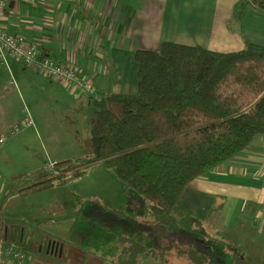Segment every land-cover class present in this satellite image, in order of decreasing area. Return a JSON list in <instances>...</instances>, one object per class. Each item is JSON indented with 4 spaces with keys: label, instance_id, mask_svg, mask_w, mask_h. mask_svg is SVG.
<instances>
[{
    "label": "crops",
    "instance_id": "crops-1",
    "mask_svg": "<svg viewBox=\"0 0 264 264\" xmlns=\"http://www.w3.org/2000/svg\"><path fill=\"white\" fill-rule=\"evenodd\" d=\"M236 1L9 0L7 8L14 16H7L6 11L2 27L9 34L23 35L37 43L44 56L77 68L91 81L97 96L107 92L134 94L137 66L133 55L137 49L154 50L163 41L201 45L221 52L242 49L245 39L264 45V13L252 7L240 28L232 18ZM18 62L21 61L7 55L4 63L0 60V66L10 71ZM37 87L40 91L34 100L37 114L32 112L31 125L11 133L23 116L20 112L13 118L6 112V116H0V136H5L0 144V264H29L21 261L26 251L9 240L14 224L21 227L23 234L30 213L46 214L49 219L62 222L67 212L62 201L63 186L23 196L18 189L25 180L37 181L48 163L88 153L83 138L89 136V123L78 124L77 114L83 103L88 102L89 106V96L75 95L52 80L45 86L48 93L38 84ZM98 173L103 186L102 177L110 172L100 166ZM206 174L185 188L171 217L179 221L189 214L207 219L212 207L211 193L220 196L223 204L214 215L215 221L226 230L238 221L248 225L249 259L252 264H264V134L254 137L240 154ZM80 178L69 183L79 184ZM234 196L238 200L231 210L229 200ZM40 199L45 202L40 203ZM8 200L11 203L5 210ZM198 210L202 211L199 216ZM48 238L45 253L58 256L48 246L56 242L64 257L63 235L56 232L48 234ZM41 250L42 247L37 251ZM10 251L21 252L22 256ZM230 256L235 260L233 264H240V253L232 249Z\"/></svg>",
    "mask_w": 264,
    "mask_h": 264
},
{
    "label": "trees",
    "instance_id": "trees-1",
    "mask_svg": "<svg viewBox=\"0 0 264 264\" xmlns=\"http://www.w3.org/2000/svg\"><path fill=\"white\" fill-rule=\"evenodd\" d=\"M248 6L264 12V0L235 2L232 18L240 28ZM133 58L136 93L89 97L94 152L54 163L61 175L23 184L20 195L63 186L97 163L147 198L156 219L171 216L190 182L264 134V45L245 39L242 49L221 52L163 41L154 50L137 49ZM20 229L8 237L24 250ZM132 234L121 239L130 240L133 264L136 254L152 249L142 231ZM189 256L201 261L202 255Z\"/></svg>",
    "mask_w": 264,
    "mask_h": 264
},
{
    "label": "rangeland",
    "instance_id": "rangeland-1",
    "mask_svg": "<svg viewBox=\"0 0 264 264\" xmlns=\"http://www.w3.org/2000/svg\"><path fill=\"white\" fill-rule=\"evenodd\" d=\"M250 9L253 8H246V14L247 11L251 13ZM6 11L7 16H14L11 9L7 8ZM0 75L3 78L0 82V108L3 110L0 116L3 114L4 117L7 113L13 118L16 112H20L22 122L28 112L29 117H32V112L37 114V104L34 102L40 93L37 84L48 93L45 86L50 85V79L22 62L15 63L10 71L0 66ZM91 116L88 102H85L78 110L77 123L85 125ZM86 171L79 184L69 183L68 180V185H63L61 189L62 201L67 206L62 222L49 219L46 214L32 216L30 213L27 216L23 231L26 243V252L21 259L23 263L132 264L130 258L134 254L130 240H122L121 237L142 231V241L152 251L136 254L133 264H224L225 261L233 264L235 260L230 256L232 249L240 253V264H252L248 251L251 239L249 226L238 221L230 230H226L222 229L224 225L215 221L214 215L219 213L223 204L220 196L211 193L209 202L212 207L207 219L189 214L179 221L177 217L173 220L168 215L156 219L149 212L148 199L122 184L114 174L104 173L102 178L105 182L100 186V165L93 163ZM205 177H209V174ZM114 186L118 188L114 189ZM237 200L235 196L229 200L231 210ZM38 201L45 202L41 199ZM8 203L11 200L7 201L5 210ZM201 214L202 211L198 210V216ZM61 224L63 227H60ZM19 227L14 224L15 232ZM56 232L63 235L64 257L45 253L48 234ZM9 236L13 234L10 232ZM27 242L35 243L37 248L29 247ZM41 247V252L37 251ZM191 253L202 255L199 257L201 261L188 258Z\"/></svg>",
    "mask_w": 264,
    "mask_h": 264
},
{
    "label": "built area",
    "instance_id": "built-area-1",
    "mask_svg": "<svg viewBox=\"0 0 264 264\" xmlns=\"http://www.w3.org/2000/svg\"><path fill=\"white\" fill-rule=\"evenodd\" d=\"M31 2L33 0H23ZM9 0H0V60L4 63L5 57L10 55L26 65H31L35 70L40 71L50 80L57 82L66 89L70 90L75 95H88L94 97L97 95V90L92 85L91 81L84 76L75 67L68 66L46 57L40 50L37 43L28 40L23 35L9 34L2 27V22L7 10ZM33 122L29 115L25 119L13 126L11 133L18 131L20 128L31 125ZM5 140V136H0V144ZM77 165V164H75ZM62 174V170L55 167L53 163L45 165L43 173L37 178L45 180ZM35 182V181H34ZM32 183L30 179L25 180V184ZM10 254L22 256L21 252L10 251Z\"/></svg>",
    "mask_w": 264,
    "mask_h": 264
},
{
    "label": "water",
    "instance_id": "water-1",
    "mask_svg": "<svg viewBox=\"0 0 264 264\" xmlns=\"http://www.w3.org/2000/svg\"><path fill=\"white\" fill-rule=\"evenodd\" d=\"M89 137V136H88ZM86 137V139L83 138V145L86 147L88 153L92 154L94 152L93 148H92V140L90 139V137L88 138ZM49 249L51 250V252H57L60 254L59 250L60 245L56 242H51L49 245Z\"/></svg>",
    "mask_w": 264,
    "mask_h": 264
}]
</instances>
